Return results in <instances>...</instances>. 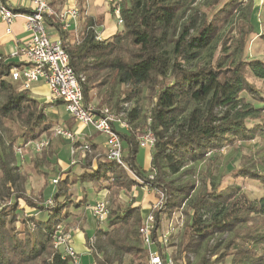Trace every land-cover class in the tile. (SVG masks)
I'll use <instances>...</instances> for the list:
<instances>
[{"label":"trees","instance_id":"trees-1","mask_svg":"<svg viewBox=\"0 0 264 264\" xmlns=\"http://www.w3.org/2000/svg\"><path fill=\"white\" fill-rule=\"evenodd\" d=\"M59 2L48 0L54 10ZM78 3L76 31L63 30L50 18L46 22L62 39L85 101L91 102L95 95L99 99L91 103L97 108L111 102L115 111L107 107L115 113L122 108L128 127L115 124L114 128L122 142L123 160L143 179L142 186L165 195L163 207L154 213L157 231L176 211L182 214L183 225L170 235L166 247L179 236V253L187 264H264V191L241 199L244 192L239 184L255 179L264 190L263 162L242 154L239 165L229 170L231 183L222 185L214 175L225 147L264 137V99L248 78H264V61L248 60L246 53L252 42H264V3L257 7L254 0H121V30L101 39L95 30L99 21L86 13L85 0ZM18 65L0 54V126L7 121L17 127L5 137L0 133V264H72L53 248L51 236L59 225L67 229L70 209L85 207L90 212V205L86 193L77 198L69 185L89 181L96 192L106 189L118 196L122 190L131 192L137 182L106 152L88 172L56 171V148L50 139L41 151H33L41 153L33 163L45 178L51 174V182L57 180L46 197L51 203L45 197L36 201L25 195L17 186L23 159L12 151L14 140L18 136L23 144L52 130L55 124L45 109L54 103L38 101L11 78V68ZM246 95L261 103L255 105ZM121 102L134 106L125 111ZM146 130L154 135L152 180L135 161L138 138ZM198 164L205 167L204 189L194 193L195 180L182 177L191 176ZM142 218L139 206L113 199L105 229L97 225L85 240L98 257L96 264H122L125 255L126 264H146L138 231Z\"/></svg>","mask_w":264,"mask_h":264},{"label":"built area","instance_id":"built-area-1","mask_svg":"<svg viewBox=\"0 0 264 264\" xmlns=\"http://www.w3.org/2000/svg\"><path fill=\"white\" fill-rule=\"evenodd\" d=\"M26 1H28V7L24 4ZM120 1L111 0V12L118 26L123 24ZM17 7L26 8V11L15 12L13 8ZM78 16L76 2L73 5L64 6L59 11H54L47 0H0V19L4 23V33L11 34L12 24L18 18L22 20L23 28L28 33L26 40L16 42L8 54L20 64L11 68V78L20 81L24 89H29L32 83H44L48 88V100H61L71 118L83 126H92L96 131L104 134L106 136L105 152L107 158L114 160L125 170L128 176L137 182L138 186H142L143 179L123 160L122 142L114 128L115 124L123 129L128 127L127 122L122 119L124 113H115L107 106L97 108L93 103L85 101L80 78L69 64V57L63 47L62 39L51 35L46 28L47 19L54 17L59 22L61 29L70 28L72 21V28L76 31ZM95 30L97 32L96 37L101 39L97 27ZM51 132L54 136H60L70 141L72 144L71 155L73 156L71 163H75L74 153L78 147L76 145L79 143V134L67 125L59 123L53 126ZM49 141L50 138L43 135L35 140L16 144L14 152L19 159H23L27 153V147L32 152H39L49 144ZM153 143L154 135L150 130H146L138 138L139 147L152 149ZM81 148L85 150L88 147L81 145ZM146 177L152 180L153 174L149 173ZM56 181L53 179L52 183H56ZM149 190L154 191L157 195L156 200L150 204L138 229L142 245L146 251V264H174L171 257L162 258L161 254L164 253L170 235L182 227L183 216L180 212L177 213L174 219L172 218L168 222L164 230L157 231L154 213L163 207L165 195L155 188ZM45 202L50 204L51 199L46 198ZM89 211L91 217L96 221L104 222L109 215L108 200L105 198L98 199L89 206ZM76 230H78L77 227L65 230L59 225L51 236L53 248L62 251L72 264H80L79 254L72 245V232Z\"/></svg>","mask_w":264,"mask_h":264},{"label":"rangeland","instance_id":"rangeland-1","mask_svg":"<svg viewBox=\"0 0 264 264\" xmlns=\"http://www.w3.org/2000/svg\"><path fill=\"white\" fill-rule=\"evenodd\" d=\"M259 18L261 21L262 20L261 15L259 16ZM50 21L56 22L57 25H59V22L54 17H50ZM45 24H48V22H46ZM46 28L48 29L47 25H46ZM52 34H53V32H51V35ZM57 35H59L58 32H57ZM236 38L237 37H235L234 40L232 41L233 46L235 45V43H237ZM249 45L250 46L246 51L247 59L249 60V59L257 58V59L264 61V42H262V41L258 42V43L252 42ZM5 46L8 49L14 48L13 41L12 42L11 41L6 42ZM248 78L250 81H253L256 84V87H258L260 89L261 95L264 99V78H262V79L257 78L256 79L252 76H249ZM32 95L34 97H40V95L37 93L36 94L32 93ZM93 96L94 97L90 101L94 103V101L96 102L97 99H99V98H96L95 95H93ZM246 98H247V100L251 101L255 105H259L261 103V102L253 99L252 97H250L248 95H246ZM55 101L56 100L47 101L49 103L53 102L54 104L52 103L53 105H50V104L47 105V107L45 109L46 116L49 120L53 121V124H56V123L63 124L65 122L64 119L70 117V115L65 110V106L63 103L57 102V101H56L57 103H55ZM105 105L111 107L115 111L113 102H111V104H105ZM133 106H134L133 102H121L119 104V107H125V111L130 110ZM140 106H141L142 110H145L147 108V103H146L145 99H142L140 101ZM121 109H120L119 113L122 112ZM123 118H124V116H122V119ZM88 127L93 134V137L91 138V140H95L97 142H100L102 140V137L104 138V134L96 131L92 126H88ZM9 131L17 132V127L13 126L11 123L5 121L3 126L2 127L0 126V133H2V135L5 137ZM46 136H48L51 140L52 139L54 140V145L56 148L55 154H56L57 160L68 162L70 159V154H71V149H72V144L70 143V141L63 139L60 136L52 135L51 130L46 132ZM99 137H100V139H99ZM19 142H20V139L18 136H16V138L14 140V145L12 147L13 152H14L15 145L19 144ZM77 149H78V147L76 148L75 153H76ZM26 150H27V153L24 156L23 163L21 164V167L19 169V172L21 173V175L17 181V186L19 189L22 190V192L25 195H28L31 198H34V199H36V201H38V200H41V198H43V197L46 198L49 194H51L53 192V190L55 189V186L51 182V177H52L51 174L48 175L47 178H45L44 174L41 172V170L37 169V167L34 166V163H33L34 158L39 157L41 155V153L40 154L39 153L34 154L28 147L26 148ZM138 151H139V152H137L138 155H136L137 159L135 161L139 166H141L143 168V166L145 165V160H144V157L142 154L143 150H138ZM242 154L251 155L253 158L258 157L260 159V161L263 162V164H264V137L263 136H261V137L256 136L253 139L246 140V141H239V142H236L232 146L225 147L223 149V154L220 158L219 164L217 166H215V171H214V175L216 177L215 180L218 181L221 179L222 185H226L228 183H231L233 180V177L231 176V173L229 172V170L233 166L239 165ZM28 155H29V157H28ZM88 164H90V162H88ZM47 167H48V169L50 168V166H47ZM204 168L205 167L203 164H198L195 166L194 169H192L193 173L191 176L185 175L182 177V179L190 178L191 180H195L194 193H201L202 190L204 189L203 188V182L201 180V178L203 177V175L201 173L204 170ZM56 171H58V166H56ZM101 172H104V170L101 169ZM108 174H110V173H108ZM220 175H221V177H219ZM239 184L243 188V192H244V194L240 196L241 199H242V197H245V196H247L248 198L258 197L264 191L262 189L259 181L255 180V179L247 178V179L239 180ZM69 188H70V190H72L76 193H80V195L82 193H86L87 203L89 205H92L94 203L93 198H94V194H95V189L93 188V185L91 182H89V181H84V182L76 181L75 183L70 184ZM125 193H126V196L129 198L130 194H128V192H125ZM146 195H147L146 201L151 197L153 199H156V196H157L154 193V191L153 192L151 191L150 194H146ZM125 198L126 197H120L119 194H118V196H116L115 194H111V195H108L105 197V199H107V200L109 199V203H111L112 200L115 199L118 203H121L123 205L127 204V201L125 200ZM137 198L140 199V198H142V196L137 195ZM18 203H20L21 206H25L23 204L22 200H19ZM24 209H25V211H28V212L30 210L26 206ZM87 213L90 216L89 218H90L91 225H90V227L87 226L85 228V233H86L87 237H91L93 234V230L95 227H97V225L100 228L105 229L106 220L104 222H98L94 218L91 217L90 212H87ZM177 213H179V211H176L169 220H172V218L174 219V217L176 216ZM162 222H163V224L161 225V229L164 230L165 227L168 225L169 221L165 220ZM179 239H180L179 236L173 237L172 239H170L169 242L171 243V245L167 246L164 249V253L166 256H169L174 260V264H187V259L184 257L183 254L179 253V247H178ZM85 240H86V238H85ZM72 245H73L75 251L77 253L79 252L78 254H79L80 264H96V259L98 257L95 255V252H92L88 248V245L85 242L83 243L81 237H79V236L74 237V243L72 242ZM189 257H190L191 262L195 261V258L193 257V255H190ZM127 259H128V256L125 255V257L122 261V264H126Z\"/></svg>","mask_w":264,"mask_h":264},{"label":"crops","instance_id":"crops-1","mask_svg":"<svg viewBox=\"0 0 264 264\" xmlns=\"http://www.w3.org/2000/svg\"><path fill=\"white\" fill-rule=\"evenodd\" d=\"M48 1V0H47ZM59 4L56 6L54 11H59L61 8H63L66 5H73L76 2V5L78 6L79 0H59ZM264 3V0H254V5L259 7L261 4ZM25 6L28 7V1H26ZM14 5V4H13ZM111 0H86L85 1V10L88 15L91 17L96 18L100 25L97 27V30L99 31V34L101 38H107L112 36L113 34L119 32L121 30V26H118L116 24V21L114 19V16L111 12ZM18 8V7H17ZM23 9V8H22ZM26 10V8H24ZM50 21V20H49ZM48 26V31L51 33L53 32V36L57 35V30L54 25L52 24H46ZM72 21L70 23V28H72ZM69 28V29H70ZM120 29V30H119ZM28 37V33L23 28V23L21 19H16L12 24V32L11 34H5L4 33V23L0 19V54L2 55H8L9 52L13 49L6 48L5 44L8 41H13V45L15 46L16 42H23ZM13 47V46H12ZM17 61L16 59H14ZM30 92V95L32 93L39 94L40 97H34L40 102L49 103L48 100V88L47 86L42 82H36L32 83L28 89ZM65 125L70 127L72 130L76 131L79 134V143H78V149L76 153L74 154L75 163H71L73 156L70 154V159L68 162H64L61 160H56L57 166L60 169V171H69V175H80L83 172H88L90 169L94 168L96 165V160L98 159V156L101 154H104L105 152V140L106 136L104 135V138L102 137V140L100 142H97L95 140H91L93 137V134L88 126H83L79 124L76 120H74L71 117L64 119ZM70 122V124L68 123ZM100 139V137H99ZM81 145H85L88 147V152H85L83 148H81ZM80 149V150H79ZM138 150H143L142 154L145 160V165L143 168L138 165V167L143 170L146 174L149 173L150 168V159H151V149L145 148V147H138ZM139 152V151H138ZM138 155V153L136 154ZM137 159V156L135 157V160ZM90 162V164H88ZM53 190V189H52ZM152 190L145 189L142 186L135 185L132 189V191L128 194H130L129 198L126 196L125 191H120L119 196L120 197H126L125 200L127 203H131L133 206H139L141 209V214L144 216L149 206L152 202H154L156 199H153L152 197L149 198L146 201V194H150ZM153 192V191H152ZM74 196H79L80 193L74 192ZM108 190L102 189L98 192L95 191L93 201L105 198L108 196ZM137 195H141L142 198L138 199ZM78 198V197H77ZM70 217L67 225V229H72L73 227H77L78 230L72 232V242L74 243V237L79 236L82 238L83 243L85 242V238L87 237L85 233V228L87 226L90 227V216L88 215L85 208H79V209H70ZM79 253V252H78Z\"/></svg>","mask_w":264,"mask_h":264}]
</instances>
